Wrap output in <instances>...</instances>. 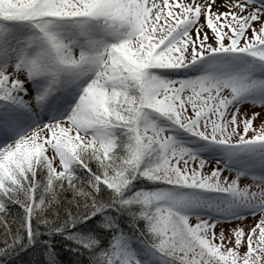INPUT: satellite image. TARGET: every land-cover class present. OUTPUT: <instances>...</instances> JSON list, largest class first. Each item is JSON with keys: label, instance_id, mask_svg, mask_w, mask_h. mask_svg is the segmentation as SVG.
<instances>
[{"label": "snow or ice", "instance_id": "6c2138e0", "mask_svg": "<svg viewBox=\"0 0 264 264\" xmlns=\"http://www.w3.org/2000/svg\"><path fill=\"white\" fill-rule=\"evenodd\" d=\"M0 264H264V0H0Z\"/></svg>", "mask_w": 264, "mask_h": 264}, {"label": "rangeland", "instance_id": "374dc122", "mask_svg": "<svg viewBox=\"0 0 264 264\" xmlns=\"http://www.w3.org/2000/svg\"><path fill=\"white\" fill-rule=\"evenodd\" d=\"M243 183V181H241ZM252 217H248L247 220L245 222H247L248 220H251Z\"/></svg>", "mask_w": 264, "mask_h": 264}]
</instances>
